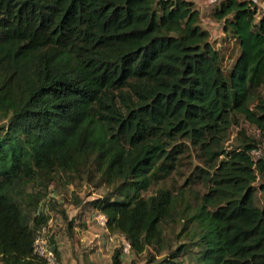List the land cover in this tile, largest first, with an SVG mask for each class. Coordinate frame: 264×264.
I'll return each instance as SVG.
<instances>
[{
    "label": "trees",
    "instance_id": "16d2710c",
    "mask_svg": "<svg viewBox=\"0 0 264 264\" xmlns=\"http://www.w3.org/2000/svg\"><path fill=\"white\" fill-rule=\"evenodd\" d=\"M258 11L254 0L215 8L239 48L225 70L192 0H0V264L45 263L33 242L48 215L34 212L38 192L26 188L89 163L131 192L97 203L108 231L137 254L158 244L180 200L166 187L141 191L190 146L206 190L180 208L195 226L163 264L190 249V264H264V201L255 203L264 153L253 158L258 143L246 138L223 145L234 114L264 129ZM121 253L112 264H123Z\"/></svg>",
    "mask_w": 264,
    "mask_h": 264
},
{
    "label": "rangeland",
    "instance_id": "374dc122",
    "mask_svg": "<svg viewBox=\"0 0 264 264\" xmlns=\"http://www.w3.org/2000/svg\"><path fill=\"white\" fill-rule=\"evenodd\" d=\"M194 1L200 10L201 26L209 30L210 41L220 51L222 65L228 70L238 56L239 48L234 40L225 38L222 21L213 16L215 8L223 0ZM254 1L259 4L258 12L264 10V0ZM260 93L264 95V87L260 88ZM3 121L4 119L0 120L1 123ZM263 137L264 129L249 123L242 115L234 114L223 145L230 149L240 145L244 138L257 144ZM201 166L199 151L190 146L181 154L175 168L166 177L155 180L147 190L141 191L146 196L159 187H166L178 196L180 203L173 218L160 225L162 240L158 244L147 246L139 254L132 251L121 253L123 264H129L131 260L135 264H163L167 259L170 260L178 247L189 241L186 234L195 225L181 218L180 208L187 202L194 205L206 190V183L198 171ZM260 182L262 180L259 178L254 183L255 187ZM124 184L119 180L106 185L94 170L93 164L89 163L76 171H56L50 175H40L33 188H26L27 191L32 190V193L38 192L34 212L48 215L46 236L57 250L58 264H112V253L120 247L121 238L115 235L111 239L109 234L116 233L107 231L97 221V203L122 199L125 192H130L124 189ZM263 201L264 193L256 188L255 203L260 206ZM191 253L192 249L177 252L175 260H171L172 264L174 261L190 264Z\"/></svg>",
    "mask_w": 264,
    "mask_h": 264
},
{
    "label": "built area",
    "instance_id": "2783aa9c",
    "mask_svg": "<svg viewBox=\"0 0 264 264\" xmlns=\"http://www.w3.org/2000/svg\"><path fill=\"white\" fill-rule=\"evenodd\" d=\"M257 5L259 6V4ZM263 153H264V137L261 139L260 143H258L257 147H255L251 151L253 158H257L261 156ZM96 219L100 223V225L103 226L108 231L106 226L107 218L105 214H103L102 212H98L96 215ZM46 232H47V228L46 226H44L35 234L34 242H33L34 252L37 255L41 256L43 259H45L44 264H58L55 252L51 244H49V240L46 236ZM109 235L111 239H113L115 235H118L119 238H121L120 246L122 252L124 253L130 252V243L124 234L116 232V234L110 233Z\"/></svg>",
    "mask_w": 264,
    "mask_h": 264
},
{
    "label": "crops",
    "instance_id": "0c3cea01",
    "mask_svg": "<svg viewBox=\"0 0 264 264\" xmlns=\"http://www.w3.org/2000/svg\"><path fill=\"white\" fill-rule=\"evenodd\" d=\"M192 1H194V0H192ZM195 2V1H194Z\"/></svg>",
    "mask_w": 264,
    "mask_h": 264
}]
</instances>
